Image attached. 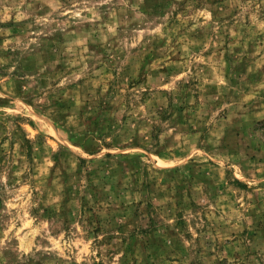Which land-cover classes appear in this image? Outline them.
<instances>
[{
  "label": "rangeland",
  "instance_id": "1",
  "mask_svg": "<svg viewBox=\"0 0 264 264\" xmlns=\"http://www.w3.org/2000/svg\"><path fill=\"white\" fill-rule=\"evenodd\" d=\"M0 264H264V0H0Z\"/></svg>",
  "mask_w": 264,
  "mask_h": 264
}]
</instances>
